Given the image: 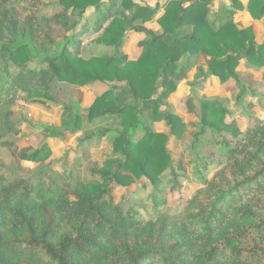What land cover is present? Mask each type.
Wrapping results in <instances>:
<instances>
[{
  "label": "trees",
  "instance_id": "1",
  "mask_svg": "<svg viewBox=\"0 0 264 264\" xmlns=\"http://www.w3.org/2000/svg\"><path fill=\"white\" fill-rule=\"evenodd\" d=\"M212 1L169 0L160 11L158 0H0V264H264V118L241 131L227 98L198 96L186 147L201 187L172 211L165 204V189L181 188L167 142L186 127L168 97L198 57L206 56L207 72L197 64L191 85L214 75L237 90L234 103L246 92L261 96L237 67L264 68V42L251 25L237 26L235 12L262 19L264 0H229L216 11ZM151 20L159 29L145 25ZM88 31L96 36L84 44ZM128 31L143 35L135 58L122 57ZM95 81L113 84L83 110L66 100ZM18 93L59 107L58 125L43 126V138L84 131L89 160L84 143L109 135L110 155L89 162L83 179L1 172L2 141L20 121L11 109ZM46 146L20 158L41 162ZM142 177L152 189L143 201L114 199L115 187Z\"/></svg>",
  "mask_w": 264,
  "mask_h": 264
},
{
  "label": "rangeland",
  "instance_id": "2",
  "mask_svg": "<svg viewBox=\"0 0 264 264\" xmlns=\"http://www.w3.org/2000/svg\"><path fill=\"white\" fill-rule=\"evenodd\" d=\"M136 2L146 3L148 5H154L157 0H135ZM169 0H158L163 10L165 4ZM229 3V0H228ZM227 3V5H228ZM219 0H213L210 4V9L214 10L225 6L226 4ZM90 12V10L88 11ZM238 12H235V15ZM254 20V19H253ZM238 27L249 24L253 27L255 36L258 42H264V17L259 20L250 21L237 19L235 20ZM153 24V25H152ZM147 27H157L155 20H151L145 24ZM96 36L93 32H87L82 36V42L84 44L91 43ZM142 39L141 34L133 32H127L125 41L123 43L122 57L135 58L140 53V48L137 46V42ZM197 64L203 65L204 70L207 72V58L205 55L198 57L194 63L193 68L187 74L186 79L182 80L176 87L174 93L168 97L172 111L178 115L186 124L185 130L179 139L170 137L167 142V148L170 152L172 163L179 172V182L181 188L178 192H169L165 189V198L168 211H172L176 204L183 199L188 198L201 187L199 178L194 174L193 166L190 164V154L187 152L186 145L191 140V133L196 130L199 119L195 112V104L197 103L198 96H217L220 98L228 99L229 115L228 117L235 118L237 126L241 131H245L250 126V118H264V77L262 67L259 69L248 67L244 61L239 63L237 67L240 70V74L245 81L250 83L249 89L256 95L252 96V92H246L245 98H241V102L234 103L233 97L236 95L237 90L224 87L214 75H208V77L198 83V86L191 85L193 73ZM252 70L254 73L246 74L248 70ZM262 71V73H261ZM5 79V78H4ZM257 82V84H255ZM5 83H2L0 87H3ZM112 82H100L95 81L93 83L85 84L80 88V92L71 91V95L67 96L75 108L81 110L88 107L93 99L103 93L112 85ZM260 100V103L257 102ZM253 101V102H252ZM12 111L19 118V123L16 125V130L7 135L5 141H2L3 147L1 153L4 154V169L1 172L15 175H41L48 171L53 173H64L71 171L73 176L80 178L88 177L86 173V165L94 161L96 165H100L104 159H106L110 153L111 148L108 143L109 135L105 137L95 136L89 141L84 143L89 159L81 156L82 148L79 144V139L83 137L84 131H78L75 134H65L61 137H48L43 138L41 135V129L43 126L58 125L60 109L52 103H45L41 101H29L25 98V95L18 93L16 102L11 106ZM251 114V116L248 115ZM152 128L156 131L167 132V127L163 122H154L151 124ZM96 130V127L90 129ZM141 133L137 134L139 138ZM42 142H46V157L41 162L26 161L20 158L22 151L28 152L41 146ZM205 154H210L211 149L206 148L202 151ZM85 171V172H84ZM143 185H146L143 188ZM151 186L148 184L145 178L139 179L137 182L131 184L128 187H115L113 189V197L116 201L125 202L129 195H136V199L143 201L144 198L151 192Z\"/></svg>",
  "mask_w": 264,
  "mask_h": 264
},
{
  "label": "crops",
  "instance_id": "3",
  "mask_svg": "<svg viewBox=\"0 0 264 264\" xmlns=\"http://www.w3.org/2000/svg\"><path fill=\"white\" fill-rule=\"evenodd\" d=\"M221 3L222 2H224L226 5H227V3H228V0H219ZM248 1L249 0H240V2L243 4V5H246L247 3H248ZM217 10V7H216V9H214L213 11H216ZM238 12V14H236L235 15V20H237V19H241V20H247L249 23H250V21L252 20V21H254L253 19H252V17L250 16V14L245 10V9H243V10H239V11H237ZM156 23V22H155ZM153 25V24H152ZM249 24H246V25H242V27H246V26H248ZM156 26L157 27H152L151 25L150 26H148L149 28H152V29H154V30H157V29H159V26H158V24L156 23ZM136 34H138V33H136ZM139 35V34H138ZM142 35V34H141ZM142 37H143V35H142ZM244 61V60H243ZM245 62V61H244ZM262 69V68H261ZM262 70H264V69H262ZM247 73L246 74H249L250 75V73H253V74H256V73H254L251 69L250 70H248V71H246ZM264 72V71H263ZM261 73H262V71H261ZM241 75L242 76H244V74H242L241 73ZM255 84H257V82L255 83Z\"/></svg>",
  "mask_w": 264,
  "mask_h": 264
}]
</instances>
